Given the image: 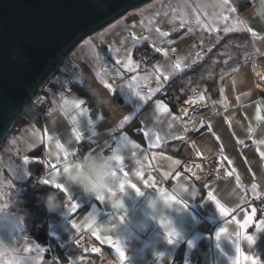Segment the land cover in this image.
I'll list each match as a JSON object with an SVG mask.
<instances>
[{
  "label": "crops",
  "instance_id": "crops-1",
  "mask_svg": "<svg viewBox=\"0 0 264 264\" xmlns=\"http://www.w3.org/2000/svg\"><path fill=\"white\" fill-rule=\"evenodd\" d=\"M227 2L239 15L241 27L223 34L219 42L229 39L228 44L238 46L243 52L234 57L230 54L220 66L213 62L211 67L221 73L217 88H208V95L196 90L178 104L174 100L175 108L158 93L148 99H140L137 116L128 110L120 113V101L124 100L113 96L110 88L104 86L93 63L98 50L93 51L94 54L88 52L89 55L81 53L78 59L81 64L73 59L85 74L82 88H73L52 103L51 108L48 106L51 101L48 102L39 125L27 124L30 131H37L36 145L32 144L27 150L29 160L20 166L15 164L12 169L7 168L10 165L8 161L2 169L0 181L5 185L8 183L11 191L6 194V211L11 216L22 217L20 225L29 237L20 247L23 254L31 253L29 245H36L42 253V261L44 258V247L26 229L24 214L13 209L25 191V182L34 174L32 164L42 158L46 164L37 176V183L61 192L67 209L63 213L50 214L43 207L46 236L59 255L57 264H121L115 248L106 239L103 242L97 239L93 232L102 238L111 236L114 242H119L126 251L123 264H231L238 233L242 252L254 257L258 264H264V226L257 228L264 221V211L257 206V202L264 199V155H261L264 153V95L255 89L256 63L264 58V0ZM219 42L213 43L209 51L213 53L216 46H221L217 45ZM246 42L250 44L248 51ZM177 83L175 81L174 85ZM76 100L84 101L81 108L86 109L87 114L80 115L79 110L73 107L65 115L62 111L65 101ZM157 101L167 105L168 111H157ZM188 102L197 108L190 105L191 110H182L183 104ZM73 116L77 117L75 122ZM125 116L130 119L122 127L121 121ZM202 127L208 129L219 147L222 166L227 172L223 177L205 182L193 178L180 162L174 163L179 161L181 140ZM148 130L151 134L146 137L143 133ZM93 132L96 135L93 136ZM77 134L80 139H76ZM121 136L139 145V148L131 145L122 147L117 152L121 156L118 171L125 181L123 191L117 186L101 200L97 196L83 194L75 186L65 187L51 182L53 176H61L68 163L76 160L75 155L82 142L89 144L83 156H110ZM36 149L38 154H32ZM65 153H68L66 158ZM20 169L25 173L22 180L15 176ZM253 184L257 186L255 190L252 189ZM136 189H139V195ZM145 192L167 193L174 202H181L177 203L179 212L169 213L172 227L178 234L172 243L165 238V231L158 222L146 214ZM209 193L213 199H209ZM217 201L229 210L226 215L222 216L217 211ZM120 202L123 207L116 206ZM72 203L78 205L75 211H69ZM93 208L96 210L94 218L88 216ZM245 215H252L253 219L241 229L239 225L244 223ZM120 216L132 220L133 224L121 223ZM139 222L145 225L144 231L137 226ZM73 223L77 228H73ZM106 225H115V228L103 231ZM221 228L225 231L217 241L215 233ZM246 236L253 237L251 244Z\"/></svg>",
  "mask_w": 264,
  "mask_h": 264
},
{
  "label": "rangeland",
  "instance_id": "rangeland-1",
  "mask_svg": "<svg viewBox=\"0 0 264 264\" xmlns=\"http://www.w3.org/2000/svg\"><path fill=\"white\" fill-rule=\"evenodd\" d=\"M215 2L216 0H149L129 9L93 35L80 41L67 57L78 60L81 53L88 54L98 50L99 53L93 57V63L99 70V78L111 86L109 88L113 96L124 100L122 103L120 101V113L132 111L134 117L138 115L141 99L136 95L137 87L145 96L150 89L158 88L159 90L153 93L156 95L164 91L168 81L177 80L178 83L174 87L177 103H180L182 98L191 96L196 90L208 95V88H217L221 74L219 69L211 67L212 63L220 66L224 59H228L227 56L236 55L232 52L231 45L225 46L213 60L210 49L219 42L223 34L241 27L239 15L231 10L228 2L223 8L201 6ZM156 29L168 32L169 36L161 38ZM220 44L222 43L217 45ZM156 47L167 50L168 55L156 52ZM172 49H175V52ZM143 51L151 54L150 68L143 67L137 60ZM129 53L134 65L132 71L123 66ZM196 53L203 56L197 58ZM117 59L121 60L120 64L116 63ZM177 59L182 61V65H186L182 71H176L172 67ZM204 59L208 60L205 62ZM78 63L81 64V61L78 60ZM157 67L163 74L160 75L159 81ZM164 76L168 78L165 80ZM133 77L138 79L134 80ZM186 109L192 108L187 104ZM36 112L34 106H31L24 113L23 120L0 145V178L3 177L2 169L8 161L10 165L7 168L12 169L15 164L29 160L27 150L32 144L36 145L37 131H30L27 124L32 121ZM40 113L42 116V111ZM24 175L23 169H20L18 175L15 172L18 179H24ZM7 184L0 181V239L19 249L20 255L27 258L28 264H41L42 253L36 245H29L31 253L28 255L21 252V245H25V240L29 237L22 224L12 226L15 221L5 207L6 194L11 192ZM4 185L6 187H2ZM5 216L9 217L8 221H5ZM17 219L22 222L21 216Z\"/></svg>",
  "mask_w": 264,
  "mask_h": 264
},
{
  "label": "water",
  "instance_id": "water-1",
  "mask_svg": "<svg viewBox=\"0 0 264 264\" xmlns=\"http://www.w3.org/2000/svg\"><path fill=\"white\" fill-rule=\"evenodd\" d=\"M149 0H0V143L86 36Z\"/></svg>",
  "mask_w": 264,
  "mask_h": 264
},
{
  "label": "built area",
  "instance_id": "built-area-1",
  "mask_svg": "<svg viewBox=\"0 0 264 264\" xmlns=\"http://www.w3.org/2000/svg\"><path fill=\"white\" fill-rule=\"evenodd\" d=\"M137 60L143 67H151L152 60L150 52L143 51L138 55ZM255 71L257 76L255 89L258 94L264 95V58H261L256 63ZM84 81L85 74L82 67L76 61L66 56L57 64L56 68L39 87L31 104L38 105L42 110V116H45L46 107H53V104L57 100L63 98L73 88L82 87ZM167 87L165 86L164 91L159 94L160 97L164 95ZM169 99V97H166V100ZM49 101L51 103L47 106ZM186 105L183 104L182 110L186 108ZM193 108H197V105H194ZM88 146V143L82 142L79 145L75 158L79 159L83 157ZM178 157L180 165L186 168L191 176L200 182L227 175V172L222 166L219 147L206 127L200 128L195 133L181 140L178 148ZM38 163L41 166L46 164L42 158L39 159ZM36 181L37 176H34L29 186H33ZM257 204L259 210L264 211V199L258 201ZM43 247L42 252L44 258L41 264H51L59 261L56 248L47 237L46 244Z\"/></svg>",
  "mask_w": 264,
  "mask_h": 264
},
{
  "label": "clouds",
  "instance_id": "clouds-1",
  "mask_svg": "<svg viewBox=\"0 0 264 264\" xmlns=\"http://www.w3.org/2000/svg\"><path fill=\"white\" fill-rule=\"evenodd\" d=\"M201 6L216 8L221 7V3L220 0H216L213 4H203ZM72 108L73 106L71 104H66L62 111L67 115ZM120 166V162L110 159L109 156L85 154L74 162L68 163L62 175L53 176L51 182L63 184L65 187L68 185L75 186L87 196L96 197L97 195H105L111 189L120 185L119 182L123 179L118 171ZM143 195L146 214L156 222L165 220L168 222L166 226L173 229L169 213L173 211L179 212L180 205L169 199L167 193L145 192ZM41 199L44 202L47 212L50 214L67 211L65 208V199L59 198L55 191L47 192ZM115 199L116 196L113 197L114 201ZM11 218L15 221V224L12 225L13 227L20 224V221L15 215ZM4 219L8 221L9 217L5 216ZM123 222L129 225L133 224L132 220L124 219ZM158 224L161 226L159 222ZM137 226L140 231H144L145 225L142 222H139ZM163 230L165 231V228ZM124 252L126 254V251ZM0 264H28V260L26 257L20 255L19 249L8 244L5 240L0 239Z\"/></svg>",
  "mask_w": 264,
  "mask_h": 264
},
{
  "label": "snow or ice",
  "instance_id": "snow-or-ice-1",
  "mask_svg": "<svg viewBox=\"0 0 264 264\" xmlns=\"http://www.w3.org/2000/svg\"><path fill=\"white\" fill-rule=\"evenodd\" d=\"M227 4V0H222V3H221V8L224 7V5ZM234 10V9H233ZM225 19H227V17H225ZM191 30V29H189ZM156 31L159 33V36L161 38L163 37H168L169 36V33L168 32H165V31H161L160 29H156ZM225 31H229V29H225ZM253 35H255V33H253ZM135 38V37H134ZM116 51H119V50H116ZM155 51L158 52V53H162L163 55L167 56L168 55V52L167 50L163 49V48H160V47H156L155 48ZM173 52H175V49H172ZM196 56L197 58L200 57V53H196ZM117 64H120L121 63V60L120 59H117L116 61ZM123 66L128 69L129 71H132L134 69V65H133V61H132V58H131V54L129 53L128 54V58H127V61L123 64ZM173 69L176 70V71H182L183 70V67H186V65H182V61L180 59H177L176 62L172 65ZM156 72L159 73V75L157 76V80L159 81V78H160V75H163L162 73H160V69L157 67L156 68ZM99 76V73L97 74ZM168 77L167 76H164V79L166 80ZM134 80L138 79L136 77H133ZM102 83H104V86L106 88H109L111 87L107 82H104L102 80ZM159 89L158 88H155V89H150L149 93L147 96L145 95H142L141 92L138 90V87H137V90H136V95L138 97H140L141 99H148L153 93H155L156 91H158ZM201 99H203V97H201ZM66 104H71L73 107H75L76 109L79 110V113L80 115H86L87 114V110L86 109H83L81 108V105L84 104V101L83 100H76V101H65V105ZM156 108H157V111H162V112H167L168 111V107L167 105L161 103L160 101H157L156 102ZM77 119V117L73 116L72 117V120L73 122H75ZM130 117L128 116H125L123 117V120L121 121V126L123 127L124 124H126L128 121H129ZM259 119V117H258ZM88 124L91 125L92 124V121L89 120L88 121ZM151 132L150 130L148 131H145L143 133L144 136L148 137L150 136ZM92 135H96L95 132L92 133ZM76 139H80V136L77 134L76 136ZM159 139V137H157V140ZM129 145H131V147L133 148H139V145L138 144H135L133 143L131 140H128L127 137L125 136H121L120 137V140L117 141V147L112 149V155L109 156L110 159H113V160H116L118 162H120L121 160V156L117 154V152L120 150V148L124 147H128ZM68 153H65V158L67 157ZM261 155H264V153H262ZM174 163H179V161H174ZM47 183V182H45ZM57 187H60V186H57ZM120 189L123 191L124 187H125V181L123 179H121V182H120V185H119ZM132 188H135V185H131ZM256 185L253 184L252 185V189L255 190L256 189ZM62 188V187H61ZM60 188V189H61ZM137 191V194L139 195L140 194V191L139 189H136ZM69 199H71V197H69ZM97 199H103V195H97ZM169 199H173L172 197H169ZM209 199H213V195L212 193H209ZM176 203H181L180 201H175ZM117 207H123V204L122 202L118 203L116 205ZM78 205L76 203H72L71 204V207L69 209V211H75L77 209ZM216 209L217 211L220 213V215H226L227 212L229 211L228 209H226L220 202H216ZM95 208H93L92 212L88 214L89 217H93L94 218V213H95ZM255 210H253L254 212ZM252 215H245L244 217V223L239 225V227L241 229L245 228L248 226L249 223L252 222ZM119 220L121 223H123V220H124V217L123 216H120L119 217ZM160 224H161V227L165 228V238L168 240L169 243H172V240L178 235L173 229H171L170 227H167L166 224L168 222H166L165 220H159L158 221ZM261 226H264V221H261L260 225L257 226L258 230ZM73 228H77V224L76 223H73ZM111 228H115V225H111L110 227L109 226H104L103 228V231H110ZM225 230L223 228L219 229L216 233H215V238L217 239V241L220 240L221 238V235L222 233L224 232ZM93 235H96V238L97 239H101L102 242L103 240H107V242L109 244H111L114 248H115V252H116V256L118 257V260L121 262V264H123V261L126 260V254L124 252V250L120 247L119 245V242L118 241H113L112 237L111 236H108V237H104L102 238L101 236L97 235L96 232H93ZM239 237H240V234L238 233L237 234V243L235 244V256L233 258L230 259L231 261V264H258V261L254 258V257H251V256H248V255H245L242 250H241V247L238 243L239 241ZM245 239L248 241L249 244H251L253 242V237L252 236H246ZM94 251H99V249H93Z\"/></svg>",
  "mask_w": 264,
  "mask_h": 264
},
{
  "label": "trees",
  "instance_id": "trees-1",
  "mask_svg": "<svg viewBox=\"0 0 264 264\" xmlns=\"http://www.w3.org/2000/svg\"><path fill=\"white\" fill-rule=\"evenodd\" d=\"M221 43H222L221 46H216L215 51L213 53L211 52L212 58L214 56H216L217 54H219V52L223 48H225V46H230V45H231L232 52H235L237 55H239L240 52H243V49H241L239 51L238 46L233 45V44H228L227 41L226 42L222 41ZM245 45H246V48L248 51L250 44L248 42H246ZM208 59H204L205 62ZM175 81H177V80H170V81H168V83H166V86H168V87L165 90L164 95L162 96V98H164V99H166V97H169L170 99L167 100V102H169L172 105V107H174V108H175V105L173 104V101L174 100L176 101V98H175L176 90L174 88L176 85V84L174 85ZM173 85H174V87H173ZM78 88H82V87H78ZM173 90L175 91V93L173 92ZM176 103H177V101H176ZM31 106H34V108L37 110V112H36L34 118L32 119V121L30 123H34L36 125H39L40 119H41V113H40L41 108L38 105L30 104V106L28 107L27 110H29ZM22 120H23V116L15 124V126L10 131V133H12V131L16 128V126ZM36 151H37V149L33 150L31 153L34 155H37L38 152H36ZM32 167L35 168V170L33 172L34 174L25 182V185H26L25 191L23 192L22 196L14 203L13 209H17L19 213L24 214V222H25L26 229L28 230L30 235L40 245L44 246L46 244V237L47 236H46V231H45L46 228H45V223H44V210H43L44 202L41 199V197L49 191H55L59 198H62V194H61V192H59L58 190H56L50 186L37 183V181L33 186H29L32 178L34 176H38L39 173L41 172V169H42V166L38 162L32 164ZM57 263L58 262L55 261L51 264H57Z\"/></svg>",
  "mask_w": 264,
  "mask_h": 264
},
{
  "label": "bare ground",
  "instance_id": "bare-ground-1",
  "mask_svg": "<svg viewBox=\"0 0 264 264\" xmlns=\"http://www.w3.org/2000/svg\"><path fill=\"white\" fill-rule=\"evenodd\" d=\"M186 104H188V105H194L193 103H186ZM197 104V103H196Z\"/></svg>",
  "mask_w": 264,
  "mask_h": 264
}]
</instances>
